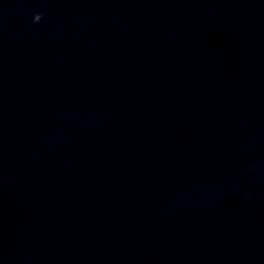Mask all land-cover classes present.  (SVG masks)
Here are the masks:
<instances>
[{
  "label": "clouds",
  "instance_id": "obj_1",
  "mask_svg": "<svg viewBox=\"0 0 264 264\" xmlns=\"http://www.w3.org/2000/svg\"><path fill=\"white\" fill-rule=\"evenodd\" d=\"M41 15L40 14H37L35 17H34V21L35 22H39L41 20Z\"/></svg>",
  "mask_w": 264,
  "mask_h": 264
}]
</instances>
